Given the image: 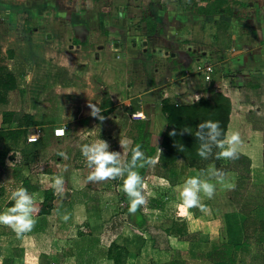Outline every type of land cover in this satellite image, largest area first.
<instances>
[{
	"label": "crops",
	"instance_id": "1",
	"mask_svg": "<svg viewBox=\"0 0 264 264\" xmlns=\"http://www.w3.org/2000/svg\"><path fill=\"white\" fill-rule=\"evenodd\" d=\"M7 4V1L0 0V10L7 9L10 13V7ZM110 4L112 5L113 3ZM115 4L117 5L116 10H103L102 15L105 17V24L104 27L100 28L98 36L100 35V39L103 40V44L106 47H109L112 42L111 52H118V57L121 58L123 63L112 64L117 68L114 71V76L109 74L110 70L108 73L101 69L100 78L104 81L113 80L121 84L124 90L133 93V98L127 95L123 96L118 104L129 106L126 103L135 99L139 101L140 105L147 102L146 104L153 107L155 106V99L158 100L159 107L161 100H168L175 105H191L193 104V95L200 96V99H209L211 93H221L229 102L228 122L225 132L240 131L244 146L239 158H243L248 162L249 173L255 170L253 171L255 175L260 174L261 171L258 170L261 167H258V164L261 165L260 162H264V0H117ZM206 7L210 8L211 12L209 14L198 12V10ZM135 20L142 25L140 33L125 28L133 24ZM147 21H151L154 25L151 36H146ZM119 22L122 28L118 27ZM71 26L74 33H77L78 24L71 21ZM33 32L28 31L29 34L26 33L29 35L30 43L25 44L27 48L25 50L22 49L23 52L30 51L33 48L31 47V42L36 40L37 35L41 36L43 38L41 42H44L45 36L43 33L35 30ZM7 34L10 35L12 33ZM82 35V39L74 40L73 42L84 46L87 42L93 41L95 33H91L88 28H84ZM33 36H35V40L31 38ZM150 40L158 41L159 44H155L152 53L147 54L145 47ZM11 42L13 41L8 39L3 45L6 48V44ZM3 45L2 47L0 46V67H3L4 71L11 73L15 79V88L5 92L3 102L0 103V122L1 115L4 112L29 115L35 125L26 129V135L38 132L40 140L45 141V143H20V141L19 143H11L8 136H0V153H6L3 159V166L0 168V182L3 181V184H0V212H4L11 207L8 204L10 201L4 202L3 199L6 197L11 198L9 191L13 192L12 189H17V187H11L12 189H10V186L5 185V180L23 181L34 176L32 179L36 182L33 185L31 182H27L28 188L26 189L33 195L35 203L42 201V193L45 190L40 186L41 183L47 181L49 185L53 184L54 178L57 176H62L65 181L72 182L70 178L74 179V175L71 176L69 173L73 172L64 173L66 175L60 172V150L57 147L54 150V154L57 157L55 161L49 160L42 163V165L45 163L49 165L39 167V171L37 170L31 176L28 173L26 175H23V172L19 173L14 160L18 157L16 156L17 153L23 159L25 153L21 151L30 148V145H33L31 147L36 151L37 155H32L36 161L43 149H48L49 146L54 148V145L60 144L46 142L50 140L59 142L61 138L54 137L52 130L55 127H67L66 124L63 125L61 122L63 118H69L68 112L73 117L70 123L78 127L86 123L87 116H91L90 113L83 111V108H86L84 102L71 107V109L74 108L73 110L69 109L70 111H67L63 107H58L57 104L56 106L52 105L54 102H49L50 99L46 101L48 98L58 100L61 97L74 96L69 88H75L78 76H74V73L72 75V70L59 66L52 65L53 67L49 68L51 71H46V68L44 69L40 65L34 67L39 69L38 73L41 77L54 78L57 75L52 85L39 92V104L35 105L34 102L29 101L28 104L30 103V105L25 106L24 103L26 101L14 100V97H12L13 92L27 95L26 86L30 83L31 73L26 72L25 74L15 68V64L12 63V49L15 47L13 48L12 45H9L4 50L2 49L4 48ZM34 45L35 48L42 49L39 44L34 43ZM100 46L102 47V44ZM144 56L147 57L144 58ZM156 58H163L165 61H160V65L156 67L154 62ZM7 59H9L8 63ZM105 63L101 65V68L105 69ZM197 64H208L213 68L211 82H205L200 74L191 71L192 66ZM11 67L14 71L11 70ZM138 70L141 71L137 72ZM88 71L90 74L91 71ZM27 73L30 74V79H28ZM58 75L63 76L66 83L65 80L61 81L60 78L58 79ZM21 78L24 86H19L18 82ZM135 90L137 91L134 93ZM156 91L158 92L157 94H155ZM58 92H61L59 97ZM107 101L109 105L104 110L109 112L104 116L105 118L117 111L113 110L116 105L111 104L108 99ZM131 112L134 116L144 115L146 120L142 121H148L150 125H152V122L156 123L152 117L148 118V114L141 109V106L133 108ZM85 114L88 115L86 116ZM52 115L55 117H52ZM159 115V120L163 122V131L165 123L163 116ZM50 116L52 119L49 118ZM136 122L134 121L133 124ZM13 126L14 124H12L10 129ZM48 127L50 128V133L47 131ZM66 127H64L65 130ZM71 144L76 145L77 143ZM83 145L85 144L81 146ZM130 145L131 143H129V147ZM115 146L113 145V149ZM119 148L120 143H117L116 149ZM69 149H71L70 145L66 149L64 148L66 155H68ZM78 150V152L81 151L80 148ZM127 151L128 149H126V153ZM25 156L27 157V155ZM254 159H256V162L259 159L261 161L257 162V164ZM31 162H28V164ZM153 162V169L150 168L144 178L149 184L148 187L152 198L147 199L146 206L143 208L139 209L138 207V214L136 212L134 214L127 213L128 221L124 227H118L116 224L117 227L113 232L115 236L109 242H106L107 244L104 243L105 250L100 251L101 253L98 252L102 244L98 241V236L101 235L92 234L93 236H86L88 242L94 243L89 250L91 260L87 261V264H97L98 260L100 261L99 264H104L107 261L105 251L112 242L123 247L132 255L131 264H225L212 263L205 258V253L218 243V227L221 226L219 225V219L216 217L213 219L219 222L217 223L218 225L214 226V221L205 217L204 212L206 210L201 211L193 208L186 211L180 207V191L176 190V187L182 186L188 177L193 176V173H191L193 171H189L190 168L184 167L183 162L180 160L166 168L170 169L172 173L158 167L156 158H154ZM9 163L13 164L9 165ZM51 164L54 169L51 168ZM21 166L23 167L24 165ZM9 167L16 169L10 173ZM181 168L185 169L181 171ZM75 169L78 170V168ZM162 179L170 181L171 186H162ZM66 184L71 189L72 183ZM75 187L73 186L72 188L74 189ZM48 190L52 191L53 194L57 192L54 186ZM153 195H158V198ZM11 202L14 203V201ZM70 206L68 205L69 209ZM69 211L74 213V210ZM45 217L47 216L34 217V219L45 222L44 219H41ZM234 219L236 220V218ZM207 222L209 225L206 224ZM137 223H139V226H137ZM44 225L42 224L40 232L38 231V238L45 233L46 244L45 241L42 244L38 241L37 245L35 239L34 243L32 240L31 243L22 241L17 247L20 250L19 253L4 251L3 255H0V264H25V258L28 256H31L32 261L40 257L48 262L55 261L56 264H67L65 260H69V257H62V262H59V254L54 253L52 250L54 248L50 244V240H52V236L50 238L52 223L43 227ZM56 226L54 227L56 228ZM235 226H238V224ZM205 229L217 230L209 235ZM118 230L122 232L119 233ZM10 233H12L11 228L0 225V238H6L8 237L7 234ZM25 234L26 239L31 238L30 234ZM228 235L230 241L233 243L237 242L233 241V233ZM105 240H108V238ZM96 253L104 254V261L102 258H97L98 256L95 257ZM231 256H233V262L229 264H257L251 260L253 256L252 247L248 252L242 250L233 251ZM258 258H261V261L264 260V242L261 243V251ZM106 264L112 263L106 262Z\"/></svg>",
	"mask_w": 264,
	"mask_h": 264
},
{
	"label": "rangeland",
	"instance_id": "2",
	"mask_svg": "<svg viewBox=\"0 0 264 264\" xmlns=\"http://www.w3.org/2000/svg\"><path fill=\"white\" fill-rule=\"evenodd\" d=\"M2 1H7V6L10 7V13L7 9L0 10V46L2 47V45L6 43V40L8 39L13 41L10 44H6V48H8L9 45H12L13 48L15 47L14 49H12V63L15 64V68H18L20 72H24L25 74L26 72L31 73L30 83L28 86H26L27 95H25L24 93L23 95L13 92L12 97H14V100L16 99L17 101L19 99L20 101H26L24 103L25 106L30 105V103L28 104L29 101L34 102L35 105L39 104V92L42 89H46L48 88V86L52 85L54 83V80H56L57 75L54 78L48 76L41 77L38 73L39 69L34 67L36 65H40L43 66L44 69L46 68V71H51L49 68L53 67L52 65H54L63 67L64 69L72 70V75L74 73V76H78L79 78L77 77V83L74 89L67 87L72 90L71 94H73L74 96L61 97L58 100L48 98V100L46 99V101H49L50 99L49 102H54V104L51 103L52 105L56 106L57 104L58 107H63L65 108L64 110L67 111L73 110L74 108L71 109V107H75L81 102H84L86 108H83V111H85L86 113H90L91 109L88 107L89 104L97 105L99 107L101 101H105V99L107 101L108 99L111 104L116 105L113 110L117 111H115L112 115H109L107 118L104 117L105 119L103 120V122L97 120L92 116H87L88 114H85L87 116L86 123L81 127L72 125L70 123L73 117L70 115L71 113L68 112L67 114L69 118L65 117L61 122V124L67 125V127L64 126L66 127L64 137H62L59 142H56L55 140L46 142L60 144L54 145V148L49 146L48 149H43L42 153H39L38 159L36 161L33 159V162L23 167L21 166V161H23V159L19 156V153H17L18 155L16 156L18 157L14 160V163H16L18 167V172H23V175H26L28 173L31 176L36 173L39 167L48 164L45 163L42 165V163L49 160L55 161L57 157L56 154H54V150L57 147V149L60 150V172H63V175H66L64 173L73 172L69 174L71 176L74 175V179L70 178L72 182L64 180V184L60 188L55 187L57 189V192L55 194H53L52 192L51 194L53 199L51 203L53 209L51 210L49 216L47 215V217L41 218L44 219L45 222L36 220L34 228L30 232H27V235L30 234L32 239H26L24 235V237H17L16 234H13L15 232L12 229V233L7 234L8 237L0 238V255H3L2 253L4 251L9 253H19L20 250L19 248L17 249V247L22 241L25 243H31L32 240L34 243L35 239L37 245L38 241L40 242V244L44 243L45 241L46 244V239L44 238L46 237V234L41 231L43 233L42 237L39 236L38 238V235L42 224H45L43 226L45 227L47 224L50 225L52 223V233L50 235V238L52 236V240H50V244L54 247L52 248L53 252L59 254L60 262L62 261V257H69V260H65L67 264H87V261L91 260L89 250L94 245V243L88 242L86 240V236H91L92 234L101 235L98 236V241L103 245L101 244V248H99L98 252L104 251L105 244H107L106 242H109V240L113 239V237L115 236L113 232L117 227L116 224L118 225V227H124L127 224L128 212L126 211L127 202L121 198L122 187L120 184L123 179L118 178L106 182L86 183V178L91 172V169L87 166L85 157L81 154V151L78 152V149H81L82 144H92L99 138L108 142V144L110 145V151L121 152V147L119 149H116L117 143H119V141L125 140L129 143H132V139L135 136V128L133 122L145 119L144 115L142 117L141 115H132L131 110L136 107L139 108L140 106L141 109L146 114H148V118L152 117V119H155L156 121V123L152 122V125L149 124L148 131L150 133V143L152 145H158V143L160 142V135L163 132L161 130L163 129V122L159 120V102L158 100L154 99L155 106L153 107L146 104L147 102L140 105L139 101L135 99L126 103L129 104L130 107L126 105L124 106L121 103L118 104L119 101L121 102L123 96L127 95L133 98V93L124 90L121 84H118L113 80L104 81L100 78L102 70L107 72L110 70V73H108L111 76H114V71H116L117 68L113 65L123 64L121 58L118 57L119 53L111 52L112 50H110L112 49V42L109 47H106L103 44V40L100 39V35L98 36V33H100V28L104 27L105 24V17L102 15L103 10H116L117 5L115 4V2L117 0ZM110 3L113 4L111 5ZM131 5L133 6V4ZM71 21L78 24V30L76 31L77 33H74L71 26ZM141 26L142 25H140V22L135 20L133 24L128 25L125 28H129L140 33L139 31ZM83 27L88 28L91 33H95L93 41L90 43L87 42L84 46L77 45L76 42H73L74 40L83 38ZM118 27L122 28L120 22L118 24ZM34 30L43 33V35L45 36L44 42H41L43 40L41 36L37 35L36 40L35 36H33L31 37L33 38V40H35L31 42V47L33 48L30 51L23 52V50L27 48L25 44L30 43V39L28 38L29 35H27L26 33H28V31L34 33ZM7 33L12 34L8 35ZM34 43L39 44L42 49L35 48ZM101 44L102 47L100 46ZM155 44L158 45V41L150 40L149 44H147V46L145 47V52L147 54L152 53V49L155 48ZM3 46L4 48L2 49L5 50V45ZM35 49H37V51H35ZM26 55L27 57H25ZM100 55L102 56V59ZM145 57L147 56H144V58ZM8 60L9 59H7V63ZM160 61L165 60L163 58L155 59L154 62L156 67L160 65ZM103 63L106 64L104 65L105 69L101 68V65H103ZM194 67L195 66H192L191 68L192 72ZM11 70L14 71L12 67ZM88 70L91 71L90 74ZM139 71L141 70H138L137 72ZM87 72L88 74L86 75ZM27 76L29 77L28 79H30L29 73H27ZM59 78L61 81L65 80L63 76L58 75V79ZM18 83L19 86L23 85V79L21 78ZM136 91L137 90H135L134 93ZM157 93L158 92L156 91L155 94ZM60 95L61 92H58V97ZM52 117L55 116L52 115ZM49 118H51V116ZM106 121H108L109 123ZM49 129L50 128L48 127V133H50ZM36 134V140L32 143H40V141H42V143H45V141L40 140L39 133L37 132ZM71 143L77 144L72 145ZM69 145L71 149H69V153L68 155H66L67 159H65L60 155V153L61 151H63V153L66 154L64 148L66 149ZM113 145H116L114 149ZM126 149L123 150L124 157L126 155ZM217 151L218 150L214 148L213 155L211 157L206 160L201 159L196 163L195 167H193L192 169L190 168L189 171H193L191 173H193V175H196L201 171L207 170L209 166H215V168L227 173L229 181L234 182L236 185L234 190H226L220 185H217L216 193L212 199H202V203L206 206V211L204 212L205 217L210 218V220H213L215 217L219 219V225H221L220 227H218L219 236L221 232L220 230L223 226V224H221L222 220L226 219L225 217H227L229 213L236 214L238 212L235 211H239L241 213L246 212L247 215L254 218H264V162H260L261 160L259 159L257 162H260V165L256 162V159H254L258 164V167H261L258 170L261 171L260 174L255 175V173L253 172L255 170H252V174L249 173L250 170L248 168V162L243 158H238L235 160L216 159L215 153ZM152 165L149 167L148 171L150 170V168L153 169ZM74 167L78 168V170ZM9 168L11 170L10 173L14 172L16 169L11 167ZM51 168L54 169L52 164ZM183 169L185 168H181V171ZM27 177H29V175H27ZM32 177H30V179H26V181L28 183L31 182V184L33 185V183H35L36 181H34ZM143 181V195L145 197V201L147 202V199L152 198V194L150 193L147 180L143 179ZM1 183L3 184V181L0 182V184ZM4 183H6L5 185L10 186V189H12L15 187H20L22 182L21 180H5ZM66 183H72L71 189L68 188ZM40 186H42L44 190H48L51 189L52 186H54V183L49 185L46 181L41 183ZM73 186L76 187L73 189ZM176 190L180 191V186H177ZM12 191L15 190L12 189ZM9 193L12 192L9 191ZM153 196L155 198H158V195ZM10 199V197H6L5 199H3V201L11 202L12 200ZM146 202L143 205L139 206V209L146 206ZM68 205H71L70 209L68 208ZM69 210H74V213ZM241 210L244 212H242ZM241 213H238L237 216L239 218L237 217L236 220H229L230 217L226 219L227 225L230 227L232 233L237 232V226L235 225H237L238 220L243 217V214ZM65 215L68 216L67 221L64 220ZM213 221L215 223L214 226L219 223L216 220ZM228 221H230L229 224ZM206 224L209 225L208 222ZM55 225H57L56 228L54 227ZM205 230H207L206 232L211 235V233H215L217 229H215V231H213L212 229ZM118 231L119 233L122 232L121 230ZM103 233L105 234L103 235ZM232 233L230 232V235H232ZM232 237L233 241H237L236 235H232ZM106 238H108V240H105ZM236 243L238 242H234L233 244ZM100 253H96L95 257L98 256L97 258H102V260L104 261V254ZM31 259V256H28L27 258H25L24 263L56 264L55 261L48 262L45 261V259L42 260L40 257L39 259L34 261H32ZM106 260V262H111V260ZM106 262H104V264H106ZM99 263L100 261L98 260L97 264Z\"/></svg>",
	"mask_w": 264,
	"mask_h": 264
},
{
	"label": "trees",
	"instance_id": "3",
	"mask_svg": "<svg viewBox=\"0 0 264 264\" xmlns=\"http://www.w3.org/2000/svg\"><path fill=\"white\" fill-rule=\"evenodd\" d=\"M198 12L209 14L211 11L209 7H206L198 10ZM153 26L151 21L146 22V36H151ZM14 88L15 79L11 73L4 71L3 67H0V103L3 102L5 92ZM107 105H109L108 101H101L99 104L103 116H106L109 112L104 110ZM159 112L163 116L165 126L160 135V142L158 145H152L149 141L150 133L148 131V121L138 120L134 124L135 136L129 148L137 144L140 145L145 156L150 157L152 160L156 158L157 166L162 169L172 166L174 162L179 160L183 162L184 167L193 168L196 163L201 160L197 155L199 141L195 138L197 125L209 120L218 121L221 129L225 131L228 122L229 102L221 93H211L209 99H200L198 102L191 105H175L168 100H161ZM0 124V136H8L11 143H19V141L20 143H27L26 129L35 125L29 115L12 112L2 113ZM12 124H14V126L10 129ZM172 132H175V135H170ZM40 143H42V141H40ZM31 146L33 147V145H30V148L27 147L28 149H23L21 151L27 155V157L24 155L21 165H28V162L33 160L32 155H37L36 151H34ZM5 154L6 153H0V168L3 166ZM125 158L131 159V152L129 150ZM149 167L150 166L146 165L138 170L142 179H144ZM166 171L172 173L170 169H166ZM21 182L20 187L23 186L24 188H28L26 180ZM120 185L122 187L123 180ZM51 194L52 191H43L42 201L40 203H35L36 212H34L33 217L40 218L50 214L53 209ZM121 198L127 202L126 211L129 212L130 200L123 190ZM8 204L12 207L13 202ZM235 212L241 213L239 211ZM136 213L138 214V211H136ZM238 213H229L225 218L227 219L230 217L229 220H232L238 217ZM241 214H243V217L238 220V226L236 227L237 232L233 233V235L238 237H236L238 243L233 244V242L228 239V234L230 232L232 233V231L227 225V220L223 219L221 223L223 226L217 239L218 243L205 253L206 260L212 263L229 264L233 262V256H231L233 251L242 250L248 252L252 247V262L264 264V260L261 261L262 259L258 258L261 251V243L264 242V218H254L247 215L246 212ZM137 226H139V223H137ZM105 257L111 260L112 264H131L133 259L131 254L114 242L110 243L107 247Z\"/></svg>",
	"mask_w": 264,
	"mask_h": 264
},
{
	"label": "clouds",
	"instance_id": "4",
	"mask_svg": "<svg viewBox=\"0 0 264 264\" xmlns=\"http://www.w3.org/2000/svg\"><path fill=\"white\" fill-rule=\"evenodd\" d=\"M200 98L198 95H193V103L198 102ZM88 107L91 109L90 115L103 122L105 118L100 108L93 104H89ZM170 135H175V132ZM195 138L199 141L197 155L205 160L213 155L214 148L218 150L215 153L216 159H238L244 146L239 130L225 132L218 121L209 120L197 125ZM119 143L121 152L110 151L108 142L99 138L94 143L81 147V154L91 169L85 182L123 179L122 190L130 200L129 212L134 214L138 207L146 202L143 195L144 181L138 170L146 165L151 166L153 160L145 156L140 145L129 148L128 141H119ZM126 148L131 152V159H126L123 155V150ZM60 155L67 159L65 153H60ZM12 164L9 163V165ZM63 184L62 176L54 178V187L60 188ZM161 184L166 187L171 186L170 181L166 179H162ZM217 185L226 190H234L236 186L234 182L229 181L227 173L215 166H209L207 170L188 177L180 186V207L186 211L193 208L205 211L206 206L202 203V199H212ZM11 200L14 201L12 207L0 212V225L11 228L17 237H21L30 232L36 224L33 217L36 212L35 201L33 195L23 186L11 193ZM67 219L68 216L65 215L64 220L67 221Z\"/></svg>",
	"mask_w": 264,
	"mask_h": 264
},
{
	"label": "built area",
	"instance_id": "5",
	"mask_svg": "<svg viewBox=\"0 0 264 264\" xmlns=\"http://www.w3.org/2000/svg\"><path fill=\"white\" fill-rule=\"evenodd\" d=\"M193 72L200 74L205 82H207V83L211 82V75L213 73V68L210 65H208V64H197L194 67ZM52 135L54 137H58V138L64 137V135H65L64 127L63 126L55 127L52 130ZM36 137H37V134L28 135L26 137V142L27 143L35 142Z\"/></svg>",
	"mask_w": 264,
	"mask_h": 264
}]
</instances>
